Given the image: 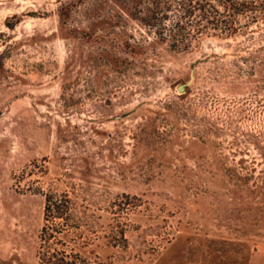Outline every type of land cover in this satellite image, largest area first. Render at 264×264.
Masks as SVG:
<instances>
[{
	"label": "rangeland",
	"instance_id": "374dc122",
	"mask_svg": "<svg viewBox=\"0 0 264 264\" xmlns=\"http://www.w3.org/2000/svg\"><path fill=\"white\" fill-rule=\"evenodd\" d=\"M93 2L0 0V264H48L52 191L81 264H264V22L182 51Z\"/></svg>",
	"mask_w": 264,
	"mask_h": 264
},
{
	"label": "trees",
	"instance_id": "16d2710c",
	"mask_svg": "<svg viewBox=\"0 0 264 264\" xmlns=\"http://www.w3.org/2000/svg\"><path fill=\"white\" fill-rule=\"evenodd\" d=\"M93 1L86 7L87 13L99 9L103 22L110 29L119 27L121 22L126 27L129 20H133L144 31L140 33L144 42L154 35L159 41L168 42L173 49L182 51L190 49L204 36L230 37L253 24L264 22V0ZM69 6H63L64 14L69 11ZM124 32H118L120 39L113 42L134 48L129 40H123ZM75 204L69 194L46 193L45 224L39 246L41 261L48 264H81L83 257L80 250L86 247V242L81 241V227L87 219L80 215Z\"/></svg>",
	"mask_w": 264,
	"mask_h": 264
},
{
	"label": "water",
	"instance_id": "95a60500",
	"mask_svg": "<svg viewBox=\"0 0 264 264\" xmlns=\"http://www.w3.org/2000/svg\"><path fill=\"white\" fill-rule=\"evenodd\" d=\"M179 89H180V90H183V89H184V86H183V85H181V86L179 87Z\"/></svg>",
	"mask_w": 264,
	"mask_h": 264
}]
</instances>
